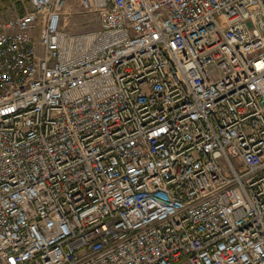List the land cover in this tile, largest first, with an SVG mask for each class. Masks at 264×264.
I'll list each match as a JSON object with an SVG mask.
<instances>
[{"label":"built area","instance_id":"obj_1","mask_svg":"<svg viewBox=\"0 0 264 264\" xmlns=\"http://www.w3.org/2000/svg\"><path fill=\"white\" fill-rule=\"evenodd\" d=\"M68 1L0 18V264H264V0Z\"/></svg>","mask_w":264,"mask_h":264},{"label":"rangeland","instance_id":"obj_2","mask_svg":"<svg viewBox=\"0 0 264 264\" xmlns=\"http://www.w3.org/2000/svg\"><path fill=\"white\" fill-rule=\"evenodd\" d=\"M29 9L28 0H0V18H10L21 15ZM64 29L71 33H83L98 28V21L91 14H84L76 0H69L66 8Z\"/></svg>","mask_w":264,"mask_h":264}]
</instances>
